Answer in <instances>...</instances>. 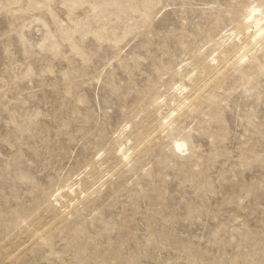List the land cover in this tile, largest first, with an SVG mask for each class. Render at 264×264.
<instances>
[{
  "label": "rangeland",
  "instance_id": "rangeland-1",
  "mask_svg": "<svg viewBox=\"0 0 264 264\" xmlns=\"http://www.w3.org/2000/svg\"><path fill=\"white\" fill-rule=\"evenodd\" d=\"M260 27L264 0H0V264H264Z\"/></svg>",
  "mask_w": 264,
  "mask_h": 264
},
{
  "label": "bare ground",
  "instance_id": "bare-ground-1",
  "mask_svg": "<svg viewBox=\"0 0 264 264\" xmlns=\"http://www.w3.org/2000/svg\"><path fill=\"white\" fill-rule=\"evenodd\" d=\"M255 11H256V9H253V12H255ZM259 30H258V32H259L258 35H260V34H262L264 32V27H260ZM184 146H185V144L183 142H178V141L175 142V148L177 150H180Z\"/></svg>",
  "mask_w": 264,
  "mask_h": 264
}]
</instances>
